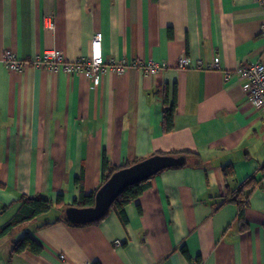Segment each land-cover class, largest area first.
<instances>
[{"label":"crops","instance_id":"1","mask_svg":"<svg viewBox=\"0 0 264 264\" xmlns=\"http://www.w3.org/2000/svg\"><path fill=\"white\" fill-rule=\"evenodd\" d=\"M52 22V26L47 21ZM260 0H0V49L25 60L20 71L0 64V227L23 194L56 203L80 198L102 182L107 155L116 166L157 151L191 150L199 164L162 169L151 187L98 223L55 219L54 206L0 238V264H264V113L252 105L236 69L264 59ZM170 30L173 34L170 35ZM103 32L106 61L125 60L87 76L33 61L55 48L70 61L88 57ZM191 59L179 67L182 56ZM220 58L219 68L196 67ZM163 62L153 74L140 63ZM177 88L175 127L164 132V90ZM235 177L225 179L223 165ZM263 179L242 231L227 188ZM46 222H49L45 224ZM28 232L43 245L11 253Z\"/></svg>","mask_w":264,"mask_h":264},{"label":"trees","instance_id":"2","mask_svg":"<svg viewBox=\"0 0 264 264\" xmlns=\"http://www.w3.org/2000/svg\"><path fill=\"white\" fill-rule=\"evenodd\" d=\"M173 34V31L170 30V35ZM164 102L165 107L163 110V119H162V127L164 132H171L175 127V114L177 111V88L174 86L173 90H169V87L166 86L164 90ZM156 153H171L176 155H185L186 160L183 164L178 166H185L192 164V161H195L193 164H199L201 162V155L197 152L191 150H172V151H157ZM152 154V155H153ZM146 157L136 158L132 161L126 162L124 165L116 166L107 155H104L103 165H102V182L99 187L92 192L91 194H86L84 191V185L82 182V177L77 179V183L81 188L80 198L75 201L73 204H67L65 202L63 194H59L56 200L54 201L43 194L36 195H27L23 194L16 202L20 203V207L16 214L5 224L0 227V238L5 237L11 233H13L18 228L24 227L26 224L30 223L32 220L36 219L41 214L49 212L54 206L62 211V213L55 219L58 220H66L71 224L79 225V223H74L68 220L65 216L66 209L71 205L76 206H91L95 203V196L97 190L110 178V176L117 171L126 166H130ZM264 169V167H262ZM222 171L226 180L229 178L235 177V171L233 164L227 163L223 165ZM153 177V176H152ZM147 178L137 183L131 184L127 186L115 199L111 209H116L118 213L125 219V206L128 203L135 201L144 191L151 187V179ZM263 187V179H257L256 175L248 176L245 180L241 181L240 184L234 188H227L226 194L223 196L220 205H224L226 203H235L238 206L237 219L240 223V228L242 231L247 230L249 228V223L246 219V210L250 206L251 196L254 191L258 188ZM110 209V210H111ZM109 210V212H110ZM108 212V213H109ZM107 213V214H108ZM106 217V216H105ZM104 217V218H105ZM104 218L98 221L90 222V223H98L102 221ZM49 222H46L47 224ZM86 223V224H90ZM43 245L34 239L28 232H26L23 236L16 238L13 241V246L11 249V253H21L26 250H30L36 254H39L43 251ZM183 253L186 257L195 264H202L201 258L192 259L187 248L185 246L182 247ZM93 264H100L99 262H94Z\"/></svg>","mask_w":264,"mask_h":264},{"label":"built area","instance_id":"3","mask_svg":"<svg viewBox=\"0 0 264 264\" xmlns=\"http://www.w3.org/2000/svg\"><path fill=\"white\" fill-rule=\"evenodd\" d=\"M264 2V0H260ZM52 26L51 21H47ZM264 33V27H263ZM33 63L36 66L46 65L51 69L63 66L67 71L76 73L83 71L87 76L98 74L106 67L114 68L118 73H123L127 69L125 60L111 59L106 61L103 55V32L96 31L92 36L91 52L88 57L78 58L75 61L67 60L63 54L55 49H45L36 58ZM0 64H5L10 70L20 71L24 68L25 60L18 56L13 49H0ZM179 67L187 68L191 65V59L184 55L179 59ZM142 69L146 72L159 74L166 64L157 61H148L140 63ZM196 67L219 68L221 66L220 58L217 56L212 62L205 64L202 60L194 63ZM237 75L243 79L242 88L246 93L248 101L260 108L264 113V59L258 62H245L236 69Z\"/></svg>","mask_w":264,"mask_h":264},{"label":"water","instance_id":"4","mask_svg":"<svg viewBox=\"0 0 264 264\" xmlns=\"http://www.w3.org/2000/svg\"><path fill=\"white\" fill-rule=\"evenodd\" d=\"M185 160V155L156 153L130 166L118 169L97 190L93 205H71L66 209L65 216L71 222L79 224L101 220L107 215L115 199L127 186L150 178L167 167L181 165Z\"/></svg>","mask_w":264,"mask_h":264}]
</instances>
